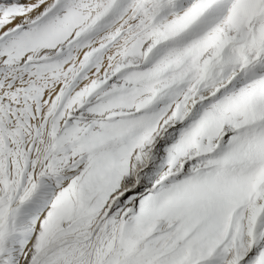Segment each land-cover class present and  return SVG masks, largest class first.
I'll return each mask as SVG.
<instances>
[{
	"label": "snow or ice",
	"instance_id": "6c2138e0",
	"mask_svg": "<svg viewBox=\"0 0 264 264\" xmlns=\"http://www.w3.org/2000/svg\"><path fill=\"white\" fill-rule=\"evenodd\" d=\"M0 264H264V0H0Z\"/></svg>",
	"mask_w": 264,
	"mask_h": 264
}]
</instances>
